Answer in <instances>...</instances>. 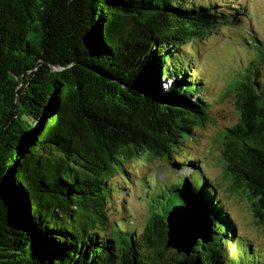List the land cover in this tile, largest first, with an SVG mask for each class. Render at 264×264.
Wrapping results in <instances>:
<instances>
[{
  "label": "trees",
  "instance_id": "trees-1",
  "mask_svg": "<svg viewBox=\"0 0 264 264\" xmlns=\"http://www.w3.org/2000/svg\"><path fill=\"white\" fill-rule=\"evenodd\" d=\"M223 2L0 0V264H264L195 157L177 163L189 170L179 177L167 167L173 179L166 174L161 189L145 188L142 231L111 228L109 203L131 181L127 164H174L213 121L204 94L212 85L185 47L240 18L241 7ZM257 48L233 84L239 119L224 131L222 156L230 191L248 199L264 228L263 43ZM148 90L160 112L133 94ZM172 205L198 210L205 223L190 254L167 246Z\"/></svg>",
  "mask_w": 264,
  "mask_h": 264
},
{
  "label": "rangeland",
  "instance_id": "rangeland-1",
  "mask_svg": "<svg viewBox=\"0 0 264 264\" xmlns=\"http://www.w3.org/2000/svg\"><path fill=\"white\" fill-rule=\"evenodd\" d=\"M224 1L223 4L241 7L243 12L238 16L240 18L232 24L213 29L185 47V52L192 56L193 70H201L203 77L212 85L207 86L204 94L211 102L210 115L213 121L199 128L187 139V145L185 143L175 155L177 160L174 164L171 162L173 159L167 161L162 157L150 159L147 162L149 167L142 170L141 163L137 160L127 164L126 169L131 181L124 184L122 192L120 188L114 187L115 192L109 203L111 228L121 224L123 227L142 231L151 209V203L144 198L152 196L145 188L149 186L150 191L161 189L166 185L163 180H167L166 174L173 179L172 173L176 178L189 171L186 168L180 169L182 164L177 163L195 157L199 168L211 184L217 186L218 195L236 222V232L240 240L248 239L258 244L264 257V228L256 222L248 199L230 191L231 181L227 178L226 162L222 156L224 131L239 119L236 107L237 93L232 90L234 81L241 77L248 64L254 60L256 51L260 50H254L253 45L263 43L264 46V0ZM253 36L262 43L253 41ZM192 53L197 56L193 57ZM262 66L263 62L260 61V69ZM156 176L159 181H154ZM148 179L152 187L150 182H145V186L141 183ZM119 180L118 176L112 179L113 182Z\"/></svg>",
  "mask_w": 264,
  "mask_h": 264
},
{
  "label": "water",
  "instance_id": "water-1",
  "mask_svg": "<svg viewBox=\"0 0 264 264\" xmlns=\"http://www.w3.org/2000/svg\"><path fill=\"white\" fill-rule=\"evenodd\" d=\"M133 93L140 95L144 100L148 101L155 109H159L160 103L157 96L150 90L139 91ZM158 112H160L158 110ZM191 187V184H189ZM191 197L197 200L198 197L191 192ZM168 224L167 246L178 252L186 254L191 253L192 247L196 244L200 236L205 235V223L200 212L192 207L172 205L166 217ZM180 264H190L186 260H182Z\"/></svg>",
  "mask_w": 264,
  "mask_h": 264
}]
</instances>
